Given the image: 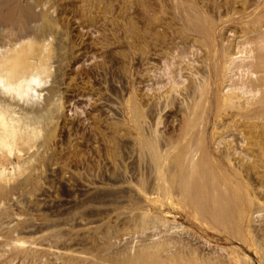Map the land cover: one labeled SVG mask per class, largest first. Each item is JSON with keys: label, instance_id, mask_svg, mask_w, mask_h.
<instances>
[{"label": "rangeland", "instance_id": "1", "mask_svg": "<svg viewBox=\"0 0 264 264\" xmlns=\"http://www.w3.org/2000/svg\"><path fill=\"white\" fill-rule=\"evenodd\" d=\"M30 8L34 13L43 14L42 19L49 22L42 21L41 17L27 19ZM0 12V43L11 44L13 41L17 44L14 42L21 41L30 46L37 43L36 46L44 50L50 49V59L58 58V62H53L45 55V75L42 74L43 79L38 84L44 91L40 95L33 92L28 99L30 105L23 107L29 113L39 112L40 117L47 113L42 120L37 118L32 122L41 129L44 138L41 139L45 145L40 150L42 156L39 153V157H33L32 151L25 152L24 157L13 155L5 159L0 155V167L6 171V179L0 181V264H73L78 258L75 264H134L138 263L137 258L139 264H145L146 260V264H264V210L261 214L247 206L245 220L235 219L238 223H235V232L228 227L226 231L223 226L222 231L218 230L220 225H216L210 216L200 215L187 204L178 202L174 195H169L170 192L161 187L167 182H156L158 168L154 167L155 171L154 165L149 164L148 151L140 143L144 138L153 139L151 136L158 133L159 137H153L159 141L156 143L161 149V145L167 149L168 141L181 145L182 141L189 139V136L185 139L179 136L185 125L183 117L178 115L177 103L182 104L183 100V105H190L188 112L184 113L199 115L205 111L207 115L217 112L222 107L223 95L232 92L246 104V110H264V89L260 88L262 83L258 81L264 71L256 73L264 70V0H0ZM38 32L44 33L39 35ZM261 38L263 41H259ZM230 62L232 65L228 64ZM225 78H228L227 82ZM198 83L205 87L202 89L204 93H199L200 97L196 94L198 90L195 91L200 86ZM184 87L190 88L188 93ZM171 92L174 98L175 94L181 93L179 97L182 95L183 99L177 96L179 102L175 100L171 104L174 101L173 96H168ZM192 93L205 99L202 101L197 97L196 100ZM252 98L256 99L253 101L256 107ZM49 101L56 108H51V104L48 106ZM248 104L252 106L247 107ZM50 108L53 109L51 113ZM235 111L238 110L235 108ZM137 113L139 119H135ZM212 117L210 122L205 120L208 121V134L202 131L199 134V156L208 155L207 160L217 173L220 170L222 175L241 181L242 185L248 183L252 186L247 184L250 192H253L255 186L251 174H233L234 169L228 167L214 149ZM139 120L145 122H141L142 127L136 124ZM262 125L264 134V123ZM145 153L148 156L145 157ZM21 179H25V183ZM155 185L160 186L157 191ZM154 191L159 194L157 199L154 198L157 204L152 199ZM166 193L167 199L164 198ZM146 197L152 200H146ZM260 203L264 205V202ZM178 205L182 207L177 208ZM260 218L263 222L259 221ZM251 226H259L258 232H251ZM54 235L56 240H53ZM49 238L59 245L51 244ZM160 246H163L161 250ZM55 248L64 250L62 255H54ZM162 250L167 251L163 254Z\"/></svg>", "mask_w": 264, "mask_h": 264}, {"label": "bare ground", "instance_id": "2", "mask_svg": "<svg viewBox=\"0 0 264 264\" xmlns=\"http://www.w3.org/2000/svg\"><path fill=\"white\" fill-rule=\"evenodd\" d=\"M125 1V0H124ZM239 1V0H238ZM129 2V1H128ZM125 3V2H124ZM241 3V2H240ZM231 4V2H230ZM243 6V5H241ZM247 9V7H245ZM15 11V10H14ZM40 11V10H39ZM1 13V12H0ZM13 13V11H12ZM11 13V14H12ZM10 14V15H11ZM7 15V14H6ZM21 16V15H19ZM43 14H37L33 12V9H28L27 11V19L30 18H40L42 19ZM46 16V15H45ZM44 16V17H45ZM9 17V16H7ZM11 17V16H10ZM9 17V18H10ZM43 17V18H44ZM15 18V16H14ZM20 18V17H18ZM23 18V17H22ZM22 18L20 20H22ZM46 18V17H45ZM11 19V18H10ZM17 19V17H16ZM50 19V18H49ZM48 19H42V21H47ZM197 20V19H196ZM194 20V21H196ZM12 21V20H11ZM10 21V22H11ZM9 22V20L7 21ZM17 22V21H16ZM22 22V21H21ZM49 21H47L48 23ZM19 23V22H18ZM23 23V22H22ZM264 23V22H262ZM33 24V23H32ZM261 24V23H260ZM20 25V23L18 24ZM257 25V24H256ZM10 26V25H9ZM39 26V24H38ZM44 26H46L47 28V24H44ZM50 26H52V24H50ZM255 26V25H254ZM258 26V25H257ZM260 26V25H259ZM258 26V27H259ZM22 27V25H21ZM36 27V26H33ZM251 27V26H249ZM256 27V26H255ZM254 27V28H255ZM18 28V27H17ZM45 28V27H44ZM203 28V27H202ZM254 28L252 30H254ZM20 29V28H19ZM52 29V28H51ZM134 29V28H133ZM248 29V28H247ZM256 29V28H255ZM258 29V28H257ZM256 29V30H257ZM260 29V28H259ZM2 30V29H1ZM22 30V29H21ZM25 30V29H24ZM34 30V29H33ZM36 30V28H35ZM261 30V29H260ZM9 31V30H8ZM39 31V30H38ZM211 31V30H210ZM251 32V29L249 30ZM248 31V32H249ZM258 31V30H257ZM263 31V30H262ZM247 32V33H248ZM256 32V31H253ZM35 33V32H34ZM37 33V32H36ZM41 33V32H40ZM44 33V32H42ZM41 33V34H42ZM47 33V32H45ZM198 33V32H197ZM246 33V31H245ZM258 32H256L257 34ZM261 33V32H260ZM264 33V32H263ZM32 34V33H31ZM39 34V32H38ZM39 34V35H41ZM61 34V33H60ZM200 34V33H199ZM244 34V33H243ZM252 34V33H251ZM45 35V34H44ZM62 35V34H61ZM250 35V34H249ZM253 35V34H252ZM251 35V36H252ZM258 35V34H257ZM34 36V35H33ZM38 36V35H37ZM255 36V34L253 35ZM263 36V35H262ZM6 37V36H5ZM18 37V36H17ZM47 37V35H46ZM59 37V36H58ZM260 37V36H259ZM36 38V37H35ZM248 38V37H247ZM253 38V37H252ZM21 39V38H20ZM54 39V38H53ZM202 39V38H201ZM11 40V39H10ZM264 40V39H263ZM262 38L259 41H263ZM39 41V40H38ZM46 41V40H45ZM6 42V41H5ZM21 42V41H20ZM20 42H14L17 44H13V41L11 44L9 43H4L3 41L0 43V155H2V157H4L5 159L8 157H12L13 155H16L17 157H22L23 154L25 152H33V157L34 155H37L40 153L41 147L43 146V141L41 139L43 135H41V129H39L38 126L32 124V122H34V120H36L37 118H43L44 115H41L42 117H40L39 112L38 113H29L27 111L24 110L23 107L28 106L29 104V97L33 96L32 93L35 91L37 92L36 94L40 95L39 93L43 92L44 89H40L38 87V84L40 82L42 78V74L45 75L44 73V69H45V64H47L46 59H45V55L49 56L48 60H52L50 59L52 57V53L49 51H47L46 49L44 50L43 47H38V45L36 46L37 43H35L34 45H26L24 43H20ZM51 42V41H50ZM200 42V41H199ZM264 42V41H263ZM19 43V44H18ZM40 43V42H39ZM56 43V42H55ZM203 43V40H202ZM262 43V42H261ZM52 45V44H51ZM204 45V44H203ZM57 46V44H56ZM63 46V45H62ZM202 46V45H201ZM200 46V47H201ZM203 47V46H202ZM206 47V45H205ZM204 47V48H205ZM55 48V47H54ZM203 48V49H204ZM224 49V48H223ZM222 49V50H223ZM207 50V48H206ZM219 50V49H218ZM260 50L257 51V54ZM264 51V50H262ZM61 52V51H59ZM204 52V51H203ZM207 52V51H206ZM226 52V51H225ZM55 53V52H54ZM60 57L61 53H57ZM210 55V53H207ZM223 54V53H222ZM262 54V52H261ZM260 54V55H261ZM207 55V56H209ZM264 55V54H263ZM54 56H57L54 54ZM62 56V54H61ZM225 56V54H224ZM229 56V55H228ZM63 57V56H62ZM227 57V56H226ZM231 57V56H230ZM261 57V56H260ZM57 58V57H56ZM156 58V57H155ZM205 58H207L205 56ZM208 59V58H207ZM216 59V58H215ZM214 59V60H215ZM230 59V58H229ZM251 59V58H249ZM54 60V58H53ZM52 60V61H53ZM58 60V58H57ZM56 59L53 61H57ZM203 60V59H202ZM205 60V59H204ZM232 60V58H231ZM235 59L233 58V61ZM263 60V59H262ZM62 61V60H61ZM254 61V60H253ZM58 62V61H57ZM249 62V61H248ZM255 62V61H254ZM262 62V61H261ZM203 63V61H202ZM205 63V61H204ZM220 63V62H219ZM252 63V62H251ZM259 63V62H257ZM264 63V62H263ZM206 64V63H205ZM204 64V66H205ZM230 65V63H228ZM227 64V66L229 67V65ZM260 64V63H259ZM210 65V64H209ZM224 65V63H223ZM202 67V65H200ZM208 66V64H207ZM213 66V65H212ZM258 66V65H257ZM209 67V66H208ZM219 67V66H218ZM224 67V66H223ZM231 67V66H230ZM248 67V65H247ZM199 68V67H198ZM207 68V67H206ZM205 68V69H206ZM210 68V67H209ZM226 68V66H225ZM253 68V67H252ZM258 68V67H256ZM261 68V66H260ZM54 68H52L53 71ZM200 69V68H199ZM204 69V67L202 68ZM208 69V68H207ZM206 69V70H207ZM224 69V68H223ZM229 69V68H228ZM249 69V68H248ZM254 69V68H253ZM206 70L204 71V74H206ZM209 70V69H208ZM216 70V69H215ZM225 70V69H224ZM257 70V69H256ZM260 70V69H259ZM211 70H209L210 72ZM261 71H257L256 73ZM47 72V71H46ZM194 72V70L192 71ZM227 72V71H224ZM196 73V71L194 72ZM228 73V72H227ZM51 74V73H49ZM192 74V73H190ZM189 74V75H190ZM198 73H196L197 75ZM249 74V73H248ZM195 75V76H196ZM209 75V74H208ZM210 75H212L210 73ZM224 75V74H223ZM227 75V74H226ZM251 75V74H250ZM249 75V76H250ZM262 75V74H261ZM192 76V75H191ZM190 76V77H191ZM252 76V75H251ZM188 77V76H187ZM189 77V78H190ZM194 77V76H192ZM197 77V76H196ZM206 77V75H205ZM204 77V81L205 80ZM211 77V76H210ZM228 77V76H227ZM254 77V76H253ZM48 78V76H47ZM200 78H202L200 76ZM223 78V77H222ZM252 78V77H251ZM193 79V78H192ZM208 79V77H207ZM245 79V78H244ZM258 79V78H257ZM256 79V80H257ZM190 80V79H189ZM195 80V79H194ZM199 80V79H198ZM201 80V79H200ZM199 80V81H200ZM213 80V79H212ZM226 82L228 81V78L224 79ZM247 80V78H246ZM244 80V82L246 81ZM251 80V79H250ZM252 80H255L252 78ZM251 80V82H253ZM187 81V78H186ZM197 82V80H195ZM202 81V80H201ZM200 81V82H201ZM211 81V80H209ZM258 81L260 83H262L260 85V88L263 87L264 89V72H263V77L260 78V80L258 79ZM191 82V81H189ZM195 82V83H196ZM213 82V81H211ZM226 82H224L226 85H228ZM50 83V82H49ZM193 83V82H192ZM191 83V85H192ZM203 83V82H202ZM205 83V82H204ZM203 83V85H204ZM209 83V82H207ZM246 83V82H245ZM248 83V82H247ZM255 83H258L257 81ZM254 83V84H255ZM44 84V83H43ZM48 84V83H47ZM46 84V87H47ZM199 85L201 83H198ZM49 85V84H48ZM52 85V84H51ZM209 86V84H207ZM217 85V84H216ZM243 85V84H242ZM245 85V84H244ZM248 85V84H247ZM251 85V83H250ZM256 85V84H255ZM196 86V85H195ZM206 86V85H205ZM237 86V85H236ZM258 86V85H257ZM194 87V86H192ZM197 87V86H196ZM226 87V86H225ZM235 87V86H234ZM239 86H237L236 88H238ZM244 87V86H243ZM247 87H250L249 85ZM185 88V87H184ZM203 87L202 85L198 86L196 90H198V93H196L197 95L200 93H204L203 92ZM213 88V87H212ZM224 88V87H223ZM242 88V86H241ZM251 88V87H250ZM256 88V87H255ZM49 89V88H48ZM186 92L190 89H187V87L185 88ZM243 89V88H242ZM248 90V88H246ZM252 89V88H251ZM262 89V90H263ZM47 90V88L45 89ZM50 90H53L50 88ZM48 90V92L50 91ZM182 90V89H181ZM179 90V91H181ZM224 90V89H223ZM230 90V89H229ZM233 90V89H231ZM237 90V89H236ZM241 90V89H240ZM244 90V89H243ZM250 90V89H249ZM206 91V90H205ZM210 91V90H209ZM213 91V89H212ZM245 91V90H244ZM254 90H251V92ZM53 91H51L52 94ZM185 92V93H186ZM247 92V91H245ZM250 92V94H251ZM47 93V92H46ZM177 93V92H176ZM180 93V92H179ZM183 93V90H182ZM188 93V92H187ZM206 93V92H205ZM208 93V92H207ZM225 93V92H222ZM242 93V92H241ZM244 93V92H243ZM242 93V94H243ZM255 93V92H254ZM259 93V92H258ZM181 94V93H180ZM180 94H175V98L172 95H168L170 96V98L173 96L174 101L170 100L171 104L173 102L178 101V99H180L182 97V95L179 97ZM193 94V93H192ZM199 94V97H200ZM239 94V93H238ZM248 94V93H246ZM248 94L247 97H250ZM261 94V93H260ZM37 95V97H38ZM184 95V93H183ZM188 95V94H187ZM186 95V96H187ZM190 95V94H189ZM197 100V97L195 94H193ZM192 95V96H193ZM215 95V94H214ZM256 96H258L255 93ZM43 97L46 95H42ZM164 96V95H161ZM178 96V97H177ZM208 96V95H207ZM224 96V100L222 101V107L220 109L217 110V112H209L207 115L206 113L204 114L205 111L201 112V114L199 113V115L196 114H191V113H184V112H188L187 110L189 108H187L190 105H187L186 103L189 104V99L186 101V105H183V101L182 104L181 103H177L179 104L177 109L178 112L180 114L181 117H183V121H184V127L185 130L183 131L182 135L179 136H183V138L186 136H189V139L184 140V142L182 141L181 145H176L177 143L173 142V141H168L166 144L167 149H164L163 145L162 146V150L161 147H159V145L157 146L156 141L158 140H154V137H159V133L155 136V134L153 136H151L153 139L148 138V136H146L148 139H143L142 142V146L145 147V151H148V155L150 156L149 158L151 159V162L149 164L152 163L153 168L156 167L157 169V177H156V182H160L161 180H164V182H167L166 186H161V187H165V189L168 190L169 195H174L177 199L178 202L180 203H185L187 204L189 207H191L192 209H194L197 213H199L200 215H208V217L210 216L211 219L215 222V224L220 225V227H218V230L220 228L221 230V226H223V228L225 229L226 227H228V229L230 230L233 229V231L235 232V223L236 221H241V220H245L246 218V208L247 206H251L253 207V210H255L258 213L262 214L261 210H264V205H262V203L260 202H264V138H263V129H262V124L264 123V110H246V104L245 103H241L239 100V96L236 93H229L228 95L226 94L223 95ZM251 96H254V94H251ZM36 97V98H37ZM43 97L41 99H43ZM49 97V96H48ZM47 97V98H48ZM177 97V98H176ZM191 97V95L189 96ZM198 97V99H200ZM204 97V95H203ZM46 98V97H45ZM162 98V97H160ZM168 98V97H167ZM166 98V99H167ZM186 98V97H184ZM192 98V97H191ZM214 98V97H213ZM40 99V97H39ZM50 99V97H49ZM48 99V100H49ZM52 99V98H51ZM149 99V98H148ZM163 99V98H162ZM183 99V97H182ZM193 99V98H192ZM191 99V100H192ZM205 99V98H202ZM200 99V100H202ZM244 99V97H243ZM251 99V98H250ZM252 102L255 101L256 99L252 98ZM34 100V99H33ZM48 101L47 99H43ZM146 100V99H145ZM159 100V99H158ZM181 100V99H180ZM195 100V99H194ZM209 100V99H208ZM258 100V99H257ZM51 101V100H50ZM49 101V102H50ZM147 101V100H146ZM169 101V100H168ZM193 101V100H192ZM203 101V100H202ZM216 101V100H215ZM245 102H247L244 99ZM48 102V103H49ZM52 102V101H51ZM51 102L48 104V106H50ZM130 102V101H129ZM158 102V101H157ZM160 102V101H159ZM167 102V100H166ZM165 102V103H166ZM185 102V101H184ZM191 102V101H190ZM196 102V101H195ZM31 103V102H30ZM33 106H34V101L32 102ZM55 103V102H52ZM194 103V102H193ZM207 103V102H206ZM205 103V104H206ZM215 103V102H214ZM255 102H253L252 104L254 105ZM261 103V102H260ZM35 104H36V100H35ZM131 104V103H130ZM149 104V103H148ZM174 104V103H173ZM176 104V105H177ZM191 104V103H190ZM30 105V104H29ZM159 105V104H158ZM192 105V104H191ZM194 105V104H193ZM196 105V104H195ZM204 105V104H203ZM257 104H255L254 106L256 107ZM54 105L51 104V108H56V107H52ZM135 106V105H134ZM137 106V105H136ZM214 106V105H213ZM248 106H252V105H247ZM35 107V106H34ZM45 107V106H44ZM116 107V106H115ZM133 107V106H132ZM196 107V106H195ZM198 107V106H197ZM196 107V108H197ZM37 108V105H36ZM49 110V112L51 113V109ZM137 108V107H136ZM139 108V107H138ZM175 108V107H172ZM192 107H190L191 109ZM235 108L238 111H235ZM33 110V108H31ZM117 109V108H116ZM142 109V108H141ZM113 110V109H112ZM137 110V109H136ZM135 110V111H136ZM144 110V109H143ZM143 110H141L143 112ZM172 110V109H171ZM174 110V109H173ZM206 110V109H205ZM210 110V109H209ZM35 111V110H34ZM47 111V110H46ZM121 111V110H120ZM138 111V110H137ZM136 111V112H137ZM139 111V113L141 112ZM193 111V110H192ZM196 111V110H194ZM33 112V111H32ZM48 112V114H49ZM54 112V111H53ZM113 112V111H112ZM115 112V111H114ZM131 112V111H130ZM134 111H132L133 114ZM135 112V113H136ZM141 112V113H142ZM42 113V112H41ZM46 113V112H45ZM44 113V114H45ZM56 113V111H55ZM58 113V112H57ZM118 113V112H117ZM140 113V114H141ZM43 114V113H42ZM47 115V113H46ZM46 115L44 117H46ZM143 115V113H142ZM204 115H206V119L204 117ZM211 115L213 116V124H214V128H213V137H212V144L215 146L214 149H216L218 152L219 157L223 160H225L227 162L228 167H232V169H234V173L233 174H237V176L240 174V176H243L241 174H245L246 176L249 174H251V178H252V182L254 183L255 188L253 189V192L249 189V187L252 188V186H250L248 183L245 182V185H242L239 181L235 180L234 178L232 179L231 177L227 176L226 174H221L220 170L218 171L219 173H217L216 169L214 166H212L207 159L206 154H202V156L200 155V146L198 147V138H199V134L202 132H206V130H208V127L206 125V122H210L211 120ZM50 116V115H48ZM120 116V115H119ZM122 116V114H121ZM133 116L130 114V118H132ZM136 117V116H135ZM139 114L137 113V118L135 119H139ZM47 119V118H46ZM49 119V118H48ZM51 119V118H50ZM134 119V118H133ZM133 119H130V122H133ZM142 119V118H141ZM205 122V120H207ZM132 120V121H131ZM142 120H146L145 118H143ZM142 120L139 122H136V124H138L139 126L143 125L144 123L142 122ZM137 121V120H136ZM49 122V120L47 121ZM143 124H142V123ZM148 122V120H147ZM146 122V126L148 125ZM263 122V123H262ZM150 123V122H149ZM158 123V122H157ZM135 124V123H133ZM47 125V124H46ZM150 125V124H149ZM165 125V124H164ZM173 125V124H172ZM175 125V124H174ZM211 125V123H210ZM209 125V126H210ZM43 127L45 126L44 124L42 125ZM135 126V125H134ZM145 126V125H144ZM155 126V125H154ZM166 126V125H165ZM142 127V126H141ZM212 127V126H211ZM160 128V127H159ZM163 128V127H162ZM180 128V127H179ZM183 128V127H182ZM145 129V128H144ZM153 129V128H152ZM211 129V128H210ZM158 129L156 127L155 131ZM160 130V129H159ZM164 130V129H161ZM168 130V129H166ZM144 131V130H143ZM179 131V130H178ZM182 131V130H181ZM141 132V131H140ZM145 132V131H144ZM143 132V133H144ZM208 132V131H207ZM206 132V133H207ZM151 133V132H150ZM170 133V131L168 132ZM179 133V132H178ZM211 133V132H210ZM138 134V133H137ZM161 135L163 133H160ZM172 134V133H171ZM203 134V133H202ZM208 134V133H207ZM127 135V134H126ZM144 135V134H143ZM142 135V138L144 137ZM146 135H147V131H146ZM166 135V134H165ZM175 135V134H174ZM206 135V134H205ZM46 137L48 135H45ZM163 136V135H162ZM161 136V137H162ZM171 136V135H170ZM176 136V135H175ZM177 136V137H179ZM204 136V134H203ZM203 136L201 135V137L203 138ZM209 137V135H206ZM173 137V136H172ZM200 137V138H201ZM164 138V137H163ZM162 138V139H163ZM170 138V137H169ZM182 138V137H181ZM207 138V137H206ZM48 139V138H47ZM138 139V138H137ZM135 140V139H134ZM154 140V142H153ZM208 140V139H206ZM131 141V140H130ZM138 141V140H136ZM135 141V142H136ZM163 141H165L163 139ZM180 141V140H179ZM178 141V142H179ZM132 142V141H131ZM159 142V141H158ZM162 142V141H161ZM210 142V141H209ZM138 143V142H137ZM164 142H162L163 144ZM135 144V143H134ZM179 144V143H178ZM204 145V144H203ZM136 146L138 147V145L136 144ZM45 147V145L43 146ZM42 147V148H43ZM133 147V146H132ZM140 148V147H138ZM204 148V146H203ZM44 149V148H43ZM138 150V149H137ZM141 150V149H140ZM143 150V148H142ZM141 150V151H142ZM203 150V149H202ZM210 150H212L210 148ZM44 151V150H43ZM41 151V152H43ZM144 151V152H145ZM47 152V151H46ZM36 153V154H34ZM45 153V152H43ZM139 153V152H138ZM213 153V152H212ZM147 153H145V157L148 156L146 155ZM40 155L42 156V154L40 153ZM45 155V154H44ZM144 155V153H143ZM40 156V158H41ZM24 157V156H23ZM31 157V156H30ZM32 157V158H33ZM39 157V156H38ZM209 157V156H208ZM218 157V156H217ZM36 158V157H35ZM144 158V157H143ZM148 158V159H149ZM31 159V158H30ZM212 159V158H211ZM146 160V159H144ZM216 160V158H215ZM23 161V160H22ZM26 161V160H25ZM28 161V160H27ZM31 160H29L30 162ZM35 161V159H34ZM147 161V160H146ZM145 161V162H146ZM217 161V160H216ZM28 162V163H29ZM137 162V160H136ZM139 162V161H138ZM149 162V161H148ZM14 163V162H13ZM24 163V161H23ZM27 163V162H26ZM34 163V162H33ZM38 163V162H37ZM21 165V164H20ZM26 165V164H23ZM29 165H31L29 163ZM217 165V164H216ZM12 166V165H11ZM33 166V165H31ZM36 166V165H35ZM219 166V165H218ZM30 167V166H29ZM149 167H151L149 165ZM156 168L155 171H156ZM222 168V167H221ZM152 169V167H151ZM165 170V173H163V171L161 170ZM7 170V169H6ZM31 170V167H30ZM29 170V171H30ZM35 170V169H34ZM224 170V169H223ZM222 170V171H223ZM153 171V170H152ZM250 171V173H249ZM229 172V171H228ZM31 173V171H30ZM29 173V174H30ZM35 173V172H34ZM39 173V172H38ZM154 172H152L153 174ZM166 174V175H162V174ZM224 173V172H223ZM239 173V174H238ZM28 174V173H27ZM33 174V172H32ZM155 174V173H154ZM6 176V171L5 169L2 167H0V181L4 180ZM13 176V175H12ZM28 176V175H26ZM25 176V177H26ZM235 176V175H234ZM236 176V177H237ZM35 177V176H33ZM235 177V178H236ZM8 178V176H7ZM238 178V177H237ZM241 179V177H239ZM6 179V178H5ZM151 179V178H150ZM243 180L245 178H242ZM25 180V179H24ZM23 180V181H24ZM34 180V179H33ZM9 181V180H8ZM7 181V183H9ZM22 181V179H21ZM22 181V182H23ZM163 182V181H162ZM249 182V179H248ZM25 183V181L23 182ZM28 183V182H26ZM250 183V182H249ZM249 187H248V185ZM8 186V184H6ZM10 185V184H9ZM149 185V184H148ZM165 185V184H164ZM125 186V185H124ZM156 186V185H155ZM159 186V185H158ZM156 186V191H157V187ZM103 187V186H102ZM160 187V186H159ZM89 188V187H88ZM8 189V188H7ZM133 189V188H132ZM163 189V188H161ZM155 190V189H154ZM92 191V190H90ZM128 191V190H127ZM151 191V190H150ZM166 190H164L165 192ZM93 192V191H92ZM98 192V191H97ZM153 192V191H152ZM151 192V193H152ZM155 192V191H154ZM164 192H162L164 194ZM144 193V192H143ZM251 193V194H250ZM138 194V193H136ZM167 194V196H166ZM164 198L168 197V193H166ZM149 195V194H148ZM146 195V196H148ZM157 195V196H156ZM151 196V195H150ZM143 197V196H141ZM140 197V198H141ZM159 197L158 193H153L152 194V199H157ZM175 198V199H176ZM14 199V198H13ZM17 199V198H16ZM149 199L146 197V200ZM149 199V200H152ZM155 199L153 200L155 202ZM163 199V198H162ZM161 199V200H162ZM142 200V199H141ZM13 201V200H12ZM11 201V202H12ZM150 201V202H153ZM159 201V199H158ZM163 201V200H162ZM171 202V201H170ZM156 203V202H155ZM155 203H151L155 204ZM159 203V202H158ZM157 204V203H156ZM155 204V205H156ZM175 204V203H174ZM264 204V203H263ZM11 205V204H10ZM144 205V204H143ZM159 205V204H158ZM162 205V204H161ZM166 205V204H165ZM184 205V204H182ZM144 207V206H143ZM155 207V206H154ZM180 206L178 205L177 208H179ZM182 207V206H181ZM180 207V208H181ZM159 208H157L158 210ZM248 209V208H247ZM253 212V211H252ZM197 213L195 214L197 216ZM254 213V212H253ZM252 213V214H253ZM142 214V213H141ZM146 214V213H145ZM149 214V213H148ZM257 214V213H256ZM150 215V214H149ZM199 215V216H200ZM250 215V213H249ZM255 215V214H254ZM147 215H145L146 217ZM201 216V218H202ZM259 216V215H258ZM144 217V216H141ZM251 217V215H250ZM261 217V215H260ZM159 218V217H158ZM248 218V217H247ZM257 218V217H254ZM144 219V218H143ZM235 219H237L235 221ZM252 219V218H251ZM264 219V216L263 218ZM262 219L260 218L259 221L263 222ZM203 220H205L203 218ZM248 220H250V218H248ZM255 220V219H254ZM257 220V219H256ZM3 221V220H2ZM142 221V219H141ZM145 221V220H144ZM209 221V220H208ZM207 222V221H205ZM213 222V223H214ZM248 222V221H247ZM254 222V221H251ZM4 223V222H3ZM211 223V222H210ZM241 223V222H240ZM245 223V222H244ZM257 223V222H254ZM264 223V222H263ZM7 224V221H6ZM89 224V223H88ZM209 224V222H208ZM238 223H236L237 225ZM247 224V223H246ZM84 225V224H83ZM82 225V226H83ZM87 225V224H86ZM93 225V224H90ZM212 225V224H211ZM3 226V224H2ZM5 226V225H4ZM215 226V225H214ZM239 226V225H238ZM246 226V225H245ZM250 226V225H249ZM87 227V226H86ZM97 227V226H95ZM213 227V226H212ZM253 228V230L251 232L254 231L257 233V229L256 226H251ZM214 228V227H213ZM242 228V227H241ZM248 228V227H247ZM87 229H91L90 227H88ZM216 229V228H215ZM226 228V231L228 230ZM251 229V228H248ZM264 229V228H263ZM262 229V230H263ZM1 230V229H0ZM86 230V229H83ZM92 230V229H91ZM90 230V231H91ZM95 230V229H94ZM238 230V229H237ZM242 230V229H241ZM246 230V229H245ZM64 231V230H62ZM222 231V230H221ZM243 231V230H242ZM248 231V230H247ZM41 232V231H40ZM74 232V231H73ZM232 232V231H231ZM233 232V233H234ZM239 232V231H238ZM44 233V232H43ZM52 233V232H50ZM66 233V232H65ZM75 233V232H74ZM80 233V232H79ZM91 233V232H90ZM192 233V232H191ZM243 233V232H242ZM250 233V232H249ZM262 233V232H261ZM49 234L46 233V235ZM72 234V233H70ZM84 234V232H83ZM219 234V233H218ZM232 234V233H231ZM237 234V232H236ZM241 234V233H240ZM259 234V233H258ZM45 235V233H44ZM79 235V234H78ZM81 235V234H80ZM86 235V234H85ZM249 235V234H248ZM251 235V233H250ZM261 235V234H260ZM258 235V236H260ZM42 236V234L40 235ZM55 237L53 238V240H56V235H54ZM60 236V235H59ZM57 236V237H59ZM76 236V234H75ZM88 236H90L88 234ZM236 236V235H235ZM238 236V235H237ZM240 236V235H239ZM253 236V235H252ZM262 236L263 233H262ZM262 236H260L259 238H261ZM39 237V236H36ZM47 237V236H46ZM53 237V236H52ZM51 237V238H52ZM247 237V236H246ZM49 238L51 244H54V246L59 245L56 244L55 242L52 241V239ZM197 238V237H195ZM234 238V236H233ZM241 238V236H240ZM263 238V237H262ZM38 239V238H37ZM42 239V238H41ZM45 239V238H44ZM235 239V238H234ZM243 239H244V235H243ZM19 240V239H18ZM46 240V239H45ZM60 240V239H59ZM239 240V238L237 239ZM249 240V238H248ZM252 240V239H251ZM256 240H257V236H256ZM255 240V241H256ZM264 240V239H263ZM42 241V240H41ZM48 241V240H46ZM243 241V240H242ZM45 242V241H44ZM54 242V243H52ZM240 242V240H239ZM245 242V241H244ZM259 242V241H258ZM12 243V242H11ZM30 245V242H28ZM37 243V242H36ZM42 243V242H40ZM200 243V242H199ZM243 243V242H240ZM254 243V241H253ZM263 244V242H261ZM260 243V244H261ZM248 244V243H246ZM9 245V244H8ZM27 245V243L25 244V246ZM36 245V244H35ZM38 245V244H37ZM36 245V246H37ZM206 245V244H205ZM32 246V244H31ZM30 246V247H31ZM34 246V245H33ZM39 247L41 246L40 244L38 245ZM37 246V247H38ZM48 246V245H47ZM52 246V245H51ZM157 246V245H155ZM154 246V247H155ZM203 246V245H202ZM253 246V245H252ZM3 247V246H2ZM6 247V246H5ZM14 247V246H12ZM45 247V246H42ZM61 246H59L60 248ZM160 246V250H161ZM206 247V246H205ZM21 248V247H20ZM32 248V247H31ZM53 248V247H52ZM58 248V249H59ZM156 248V247H155ZM158 248V247H157ZM158 248V249H159ZM256 248V247H254ZM5 249V248H4ZM19 249V248H18ZM44 249V248H43ZM51 249V248H50ZM154 249V248H153ZM165 249V248H164ZM204 249V248H203ZM7 250V249H5ZM15 250V249H14ZM22 250V249H21ZM20 250V251H21ZM26 250V249H25ZM31 250V249H30ZM62 250V249H61ZM201 250V249H200ZM258 250V249H257ZM264 250V249H263ZM28 251V250H27ZM45 251V250H44ZM43 251V252H44ZM50 251V250H49ZM56 251V252H54ZM64 250L60 251V250H56V248L53 250L54 255L55 254H61L63 253ZM143 251V250H141ZM147 251V250H144ZM152 251V250H151ZM155 251V250H154ZM156 251H158L156 249ZM165 250H162V252ZM167 251V250H166ZM165 251V253H166ZM9 252V251H8ZM42 252V250L40 251ZM52 252V250H51ZM51 252H49L51 254ZM62 252V253H61ZM149 252V251H148ZM156 253H160L156 252ZM163 252V254H165ZM32 254V253H31ZM43 254V253H42ZM48 254V253H47ZM53 254V253H52ZM51 254V255H52ZM70 254V253H67ZM151 254V253H150ZM148 254V255H150ZM162 254V255H163ZM169 254V253H168ZM167 254V255H168ZM50 255V256H51ZM143 255V253H142ZM148 255H147V259H148ZM157 255V254H155ZM161 255V254H160ZM161 255V257H162ZM53 256V255H52ZM68 256V255H67ZM78 256V255H77ZM140 256V255H139ZM179 256V255H178ZM54 257V256H53ZM64 257V256H63ZM83 257V256H81ZM154 257V256H151ZM149 257L151 260H153V258ZM169 257V256H168ZM172 257V256H171ZM174 257V256H173ZM263 257V256H262ZM38 258V257H37ZM52 258V257H51ZM56 258V256H55ZM86 258V257H85ZM84 258V259H85ZM155 258V257H154ZM170 258V257H169ZM79 259V258H78ZM78 259H75L76 261ZM88 260V258H86ZM163 259V257H162ZM161 259V260H162ZM174 259H176L174 257ZM54 260V259H53ZM70 260V259H69ZM68 260V261H69ZM72 260V259H71ZM90 260V259H89ZM93 260V259H92ZM136 260V259H135ZM138 263H134V264H139L140 259H138ZM150 260V263H151ZM156 260V258H155ZM158 260V259H157ZM156 260V261H157ZM160 260V261H161ZM170 260V259H169ZM183 260V259H182ZM227 260V259H226ZM67 261V262H68ZM74 261V260H73ZM73 262V264H75V262ZM82 261V260H81ZM80 261V262H81ZM94 261V260H93ZM132 262V260H130ZM172 261V260H171ZM170 261V262H171ZM89 262V261H88ZM147 260L145 261L146 264ZM155 262V261H154ZM162 262H164V260H162ZM167 262V260H166ZM169 262V261H168ZM241 262V261H240ZM71 263V262H70ZM83 263V262H82ZM85 263V262H84ZM87 263V262H86ZM85 263V264H86ZM101 263V262H100ZM81 264V263H80ZM96 264V263H95ZM102 264V263H101ZM107 264V263H105ZM127 264V263H126ZM131 264V263H128ZM148 264V263H147ZM154 264V263H153ZM164 264V263H163ZM241 264H243V262H241Z\"/></svg>", "mask_w": 264, "mask_h": 264}]
</instances>
